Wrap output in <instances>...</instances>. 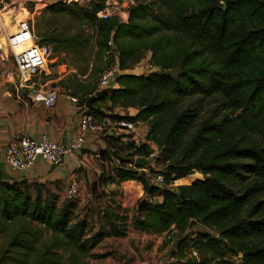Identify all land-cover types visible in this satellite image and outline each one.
<instances>
[{
    "label": "trees",
    "instance_id": "16d2710c",
    "mask_svg": "<svg viewBox=\"0 0 264 264\" xmlns=\"http://www.w3.org/2000/svg\"><path fill=\"white\" fill-rule=\"evenodd\" d=\"M87 1L58 0L46 6L49 14L74 22L71 32L35 30L54 56L76 69L58 84L79 104L97 91L95 66L101 64L102 52L111 53L110 61L120 71L130 70L128 60L137 61L135 49L121 48L123 40L135 44L167 32L174 42H190L193 48L172 58L159 50L157 40L150 48L160 70L116 72L118 86L111 83L109 92L88 109L147 125L139 144L104 137L106 147L124 144L128 151V158L114 148L106 153L120 163L112 181L138 188L134 214L106 207L94 230L88 215L76 214L72 199L57 204L55 194L43 193L36 184L30 194L26 179L0 181L3 254L16 264H63L59 250L85 256L105 236L122 237L131 226L158 235L175 229L177 245L169 254L182 260L187 251L196 253L185 264H264V0H153L129 8L125 21L98 16L105 0ZM86 28L93 32L91 39ZM171 66L180 68L176 76L164 71ZM205 100L215 104L205 106ZM100 101L108 103L95 106ZM130 107L135 114L127 112ZM136 157L164 162L162 185L152 181L157 171H146L147 178L140 174ZM153 194L161 201L150 202ZM194 222L216 235L184 236ZM44 233L47 243L39 240Z\"/></svg>",
    "mask_w": 264,
    "mask_h": 264
},
{
    "label": "rangeland",
    "instance_id": "374dc122",
    "mask_svg": "<svg viewBox=\"0 0 264 264\" xmlns=\"http://www.w3.org/2000/svg\"><path fill=\"white\" fill-rule=\"evenodd\" d=\"M112 1L113 2L111 3L117 1L120 4L119 0ZM148 1L153 0H134V5L131 7L137 6L138 4L144 5L148 3ZM79 2L82 5H86L88 1L80 0ZM47 5H49L48 0H0V53L5 56L4 59L0 58V73L4 75L5 85L9 87L10 91L13 94L17 92L24 100L26 99L25 91L27 90V87H23L22 89L19 87L17 88L18 79L14 74L13 57L11 52L7 50L5 37L6 34H11L14 31L17 22L24 18L32 20L35 30L38 28L48 30L53 27H57L60 31L71 32L74 27V22L63 14H49L45 9ZM131 7L119 5L118 12L121 15L124 13L128 17L129 8ZM120 19L124 21L127 20V18L123 19L122 17H120ZM1 22L4 24V28L1 26ZM86 33L91 39L93 36L92 30L90 28H86ZM157 40L159 50L167 54H172V58L178 59V57H183L187 52H189V50H191V48H193V45H191L190 42H174L171 40L167 32H161L156 36L142 40L135 44L130 42L128 39L123 40L121 41V48L135 49V55L138 58L135 62H130L128 60V67L131 71H118V74H146L152 70L159 71L160 66L156 65L152 61V50L150 48V45ZM112 47L113 50L116 49L115 45ZM110 54L111 53L109 52H102L101 64L97 63L95 66L98 68L97 78L101 71L107 69L113 70L117 67V65L110 61ZM113 55L117 58L119 55L118 50L117 52H113ZM49 59L48 68L51 75H40L34 79L43 82L49 78L50 86L60 87L58 81L54 82L53 80L58 76V65L65 63L62 62L63 60L60 55L54 56V54L51 53ZM149 63L154 65L151 70H149L150 68L147 66ZM63 69L64 67L62 68V72ZM164 71L176 76L179 73L180 68L178 66H171L166 68ZM6 73H9V75L6 76ZM114 76L115 75L112 77L111 83L118 86V84L114 82ZM79 95H81V93ZM210 101L211 100H205L204 105L212 107L215 102ZM100 104L105 107L104 101H100ZM127 112L131 114V112H136V109L130 107L127 109ZM146 130L147 126L145 122H141L137 132L139 142H142L141 140L144 139ZM109 139L115 140L116 138L110 137ZM121 140L133 141L125 136H122ZM105 148L107 150H111V148L117 149L118 152L124 156V158H128V151L124 144L121 146L107 145ZM154 156H159V153H155ZM156 157H150V161L148 163L150 166H148V168L146 167V171L149 169L150 172L159 171L164 167V162ZM114 159L115 158L110 155L109 152L106 153L105 156L97 153V151L89 153V155L82 158V164L76 171V175H74L79 182V194L72 199L76 203L75 212L79 216L88 215L87 220L90 224H92L94 230L100 228L102 211L106 207L118 209L119 212L124 213L129 217H131L135 212V203L139 197L138 188L131 182L116 183L112 181L115 168L120 165V163ZM125 167H127V165H125ZM196 175L201 176L199 173H196ZM149 176H151V173ZM152 180L154 181V179ZM34 184L39 186L43 193L55 194L57 197V204L67 200L64 196L66 184H63L62 182L52 181L35 183L32 181L28 186L30 194L32 195L35 194ZM204 231L209 232L212 235H216L215 231L196 222L192 223L191 226L184 231L183 235L192 237L197 232ZM176 233V230L172 229L169 234L156 235L152 233L140 232L129 226L125 236H105L97 245L91 248L85 256H76L71 253L70 249H64L59 250V257L63 264L70 263V260H76L78 264H185L184 261L192 256H196V253L193 252L191 254L187 251L182 260L176 259L169 254L170 250L174 249V244L177 245V241L175 240L177 236ZM39 240L40 242L47 243L49 241L48 234L44 233ZM157 242H159V245L155 248ZM6 247V237L4 235H0V264H16L8 260V257L3 254V250ZM239 257L240 256H232L231 259L233 261H239Z\"/></svg>",
    "mask_w": 264,
    "mask_h": 264
},
{
    "label": "built area",
    "instance_id": "2783aa9c",
    "mask_svg": "<svg viewBox=\"0 0 264 264\" xmlns=\"http://www.w3.org/2000/svg\"><path fill=\"white\" fill-rule=\"evenodd\" d=\"M71 1V0H63ZM80 1V0H76ZM105 0L103 8L98 12L101 18L117 15L119 18L126 19L127 16L119 14V5L131 7L134 0ZM121 20V19H120ZM124 21V20H122ZM4 28V24L1 22ZM37 37L32 20L21 19L17 22L14 31L6 34L5 45L11 52L14 64V74L18 79L17 88L27 87L25 98L32 103H40L44 107H50L54 104L58 96V90L50 86L46 79L41 82L34 78L40 75L48 76L50 74L48 61L52 53L51 47L43 42L36 43ZM0 58L5 56L0 53ZM151 70L153 66L147 65ZM117 68L103 71L97 81V90L111 85L113 75L118 72ZM9 73H6L8 76ZM69 101L79 106L82 113L79 118V132L70 137L66 142L50 139L45 133L39 137L20 135L14 140L8 142L5 146L3 159L4 165L13 171H24L31 168L38 158H42L50 166L60 165L65 156L76 150L82 149L85 145L86 132H94L103 137L130 138L135 144H139L137 138L140 121H131L123 118H114L109 115L97 116L88 112L85 104H79L75 96L65 92ZM143 140V139H142ZM141 140V141H142ZM154 183L163 184V175L157 171L153 178ZM79 194V182L76 177L70 175L65 187L64 196L66 199H74ZM149 201L152 203L160 202L161 196L153 194Z\"/></svg>",
    "mask_w": 264,
    "mask_h": 264
},
{
    "label": "crops",
    "instance_id": "0c3cea01",
    "mask_svg": "<svg viewBox=\"0 0 264 264\" xmlns=\"http://www.w3.org/2000/svg\"><path fill=\"white\" fill-rule=\"evenodd\" d=\"M58 68V76L53 80L54 82L67 78L71 73L76 72V69L68 64L62 63L58 65ZM128 71H131V69L120 72ZM48 81L50 82V79ZM113 86L116 87L117 85ZM54 88L58 90L56 101L52 106L44 107L40 103H32L22 99L17 92L13 94L9 87L5 85L4 75L0 73V161L3 159L4 149L8 142L20 135L26 134L39 137L45 133L50 139L66 142L79 132V118L82 110L68 100L66 91L61 89V86H54ZM95 106L100 107V102L95 103ZM135 113L131 112L130 115ZM118 138L120 137H116V140ZM105 146L106 141L103 140L102 136L94 132H86L84 147L67 154L63 162L58 166L52 167L42 158H38L34 165L27 170L13 171L5 165L4 170L16 180L26 179L30 182L59 181L67 184L70 175H76V171L82 164V158L95 151L103 156L100 150L105 148ZM158 245L159 242H157L155 248Z\"/></svg>",
    "mask_w": 264,
    "mask_h": 264
},
{
    "label": "water",
    "instance_id": "95a60500",
    "mask_svg": "<svg viewBox=\"0 0 264 264\" xmlns=\"http://www.w3.org/2000/svg\"><path fill=\"white\" fill-rule=\"evenodd\" d=\"M58 0H48L49 5L53 4L54 2H56ZM34 41L36 43H41L42 42V38L37 36L35 37ZM110 90V86L102 88L100 90H97L94 94L90 95L85 103V106L87 109L91 110L93 108V103L96 99H100L103 97L104 94L108 93ZM106 153L107 149L106 148H101L100 153ZM112 154L120 157L119 155L116 154L115 151H112ZM149 159L143 158V157H136L134 160V165L137 167H141L139 172L140 174L144 177L147 178V174H146V170L144 168H142L143 166H146L149 163ZM6 180H14V177L10 174H8L7 172H5L4 170V162L0 161V181H6ZM176 246V244H174V247Z\"/></svg>",
    "mask_w": 264,
    "mask_h": 264
},
{
    "label": "bare ground",
    "instance_id": "6f19581e",
    "mask_svg": "<svg viewBox=\"0 0 264 264\" xmlns=\"http://www.w3.org/2000/svg\"><path fill=\"white\" fill-rule=\"evenodd\" d=\"M6 14H8V13H6ZM9 16V15H8Z\"/></svg>",
    "mask_w": 264,
    "mask_h": 264
}]
</instances>
